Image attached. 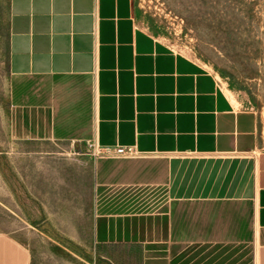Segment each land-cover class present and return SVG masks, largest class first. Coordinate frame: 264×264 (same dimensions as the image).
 <instances>
[{
    "label": "crops",
    "instance_id": "crops-1",
    "mask_svg": "<svg viewBox=\"0 0 264 264\" xmlns=\"http://www.w3.org/2000/svg\"><path fill=\"white\" fill-rule=\"evenodd\" d=\"M9 2L12 135L82 152L92 188L82 232L95 248L139 246L144 264H179L192 245L246 243L264 264L257 114L138 26L132 0ZM119 146L138 157L97 156ZM30 262L0 233V264Z\"/></svg>",
    "mask_w": 264,
    "mask_h": 264
},
{
    "label": "rangeland",
    "instance_id": "rangeland-1",
    "mask_svg": "<svg viewBox=\"0 0 264 264\" xmlns=\"http://www.w3.org/2000/svg\"><path fill=\"white\" fill-rule=\"evenodd\" d=\"M138 26L212 72L238 108L254 111L264 149V0H132ZM10 2L0 0V233L30 264H144L139 246L95 248L82 214V152L14 138L9 122ZM89 157H91L88 154ZM87 156V157H88ZM151 205L158 204L150 197ZM179 264H256L253 244L192 245Z\"/></svg>",
    "mask_w": 264,
    "mask_h": 264
},
{
    "label": "built area",
    "instance_id": "built-area-1",
    "mask_svg": "<svg viewBox=\"0 0 264 264\" xmlns=\"http://www.w3.org/2000/svg\"><path fill=\"white\" fill-rule=\"evenodd\" d=\"M97 156L107 159H133L138 157L133 148H126L121 146L117 147L114 151H99Z\"/></svg>",
    "mask_w": 264,
    "mask_h": 264
}]
</instances>
